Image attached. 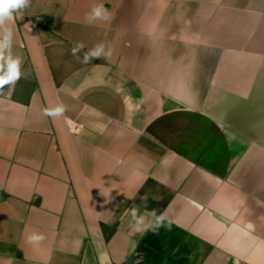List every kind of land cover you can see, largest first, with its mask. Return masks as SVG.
<instances>
[{
  "label": "crops",
  "instance_id": "obj_1",
  "mask_svg": "<svg viewBox=\"0 0 264 264\" xmlns=\"http://www.w3.org/2000/svg\"><path fill=\"white\" fill-rule=\"evenodd\" d=\"M8 26L0 264H264V0H31Z\"/></svg>",
  "mask_w": 264,
  "mask_h": 264
},
{
  "label": "clouds",
  "instance_id": "obj_2",
  "mask_svg": "<svg viewBox=\"0 0 264 264\" xmlns=\"http://www.w3.org/2000/svg\"><path fill=\"white\" fill-rule=\"evenodd\" d=\"M31 6V0H0V95L5 92V85L13 87L15 83L21 78V58L14 56L12 53L13 46V30L8 26L9 22L13 20V14L19 13L22 10ZM111 19V14L107 9L100 4H94L89 12L85 14V21L88 24H93L94 21H108ZM28 25H25L27 27ZM85 48L83 43H76L72 49V55L82 51ZM112 50L107 48L104 43L97 44L94 48L90 49L84 55V59L81 63H90L92 59H99L104 57L105 59L111 57ZM66 108L63 104H58L52 108H44L43 115L51 117L53 119L63 116ZM142 200H147L145 195L141 197ZM156 199V197H153ZM134 224L130 223L134 233L143 235L144 233L151 231L157 233L161 227L171 230V221L165 223V216L163 214L157 215L155 210L150 213L152 219L146 222V218L143 215L138 214L139 210L133 205L129 209ZM46 239L43 233L32 232L27 235L26 242L39 248L41 243ZM191 259V257H190Z\"/></svg>",
  "mask_w": 264,
  "mask_h": 264
},
{
  "label": "rangeland",
  "instance_id": "obj_3",
  "mask_svg": "<svg viewBox=\"0 0 264 264\" xmlns=\"http://www.w3.org/2000/svg\"><path fill=\"white\" fill-rule=\"evenodd\" d=\"M257 141H261V138L260 137H258V140Z\"/></svg>",
  "mask_w": 264,
  "mask_h": 264
}]
</instances>
